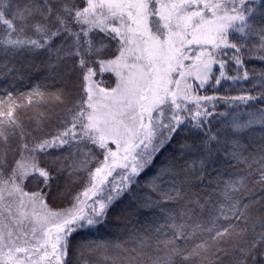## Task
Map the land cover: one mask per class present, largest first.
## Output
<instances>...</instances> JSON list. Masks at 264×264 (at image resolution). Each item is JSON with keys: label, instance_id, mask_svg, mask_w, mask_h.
I'll return each mask as SVG.
<instances>
[{"label": "snow or ice", "instance_id": "6c2138e0", "mask_svg": "<svg viewBox=\"0 0 264 264\" xmlns=\"http://www.w3.org/2000/svg\"><path fill=\"white\" fill-rule=\"evenodd\" d=\"M0 76V264H264L261 0H0Z\"/></svg>", "mask_w": 264, "mask_h": 264}, {"label": "trees", "instance_id": "16d2710c", "mask_svg": "<svg viewBox=\"0 0 264 264\" xmlns=\"http://www.w3.org/2000/svg\"><path fill=\"white\" fill-rule=\"evenodd\" d=\"M261 3H264V0H261ZM257 11H260V5L257 4ZM21 62L27 64L29 63V60L27 58H24ZM36 67L31 68V70L27 71L25 73L23 81L16 82V89L19 91H27L30 89L33 85H41L44 86H51L52 82L50 79H46L47 72L43 70L41 64H40V58H37L33 61H31ZM67 85H61L57 84V88L65 87L66 90L72 89L74 87L75 83V77L74 76H68L66 77ZM228 85L225 84L224 88L220 90L219 94H224L225 88H227ZM8 88L9 90L12 89V83L9 80H5L2 76H0V94H2L3 89ZM208 94H212L211 91H209ZM233 95L238 94L237 91L232 92ZM225 109L223 107L220 108V111H224ZM32 113L29 112V115ZM26 119V117H25ZM58 125L53 122L51 124H48L46 126L47 132H54L56 127ZM257 132L260 130L257 129ZM174 147V146H173ZM171 154V148L164 150L161 155L156 159L154 169L159 168L162 166L167 157ZM42 165L44 164V158L41 159ZM115 175V173H114ZM111 179V178H110ZM63 183V182H61ZM28 190H35V186L32 184L28 185ZM79 190V189H77ZM57 204L61 207H67L66 201H58ZM127 207V201H124L123 203H117L113 206V208L109 211L107 219L103 225L98 226L97 228H93L86 231H81L77 234H74V242H79L81 240H96V241H112V242H119L121 239H123V224H124V215L125 209ZM134 211V209H133ZM252 216H259L261 215L260 212H258L255 208L251 210ZM152 213L148 211H144L143 215L140 217L141 219H151Z\"/></svg>", "mask_w": 264, "mask_h": 264}]
</instances>
